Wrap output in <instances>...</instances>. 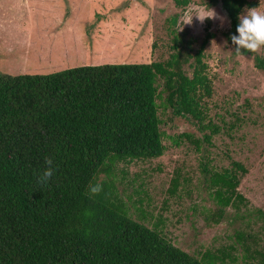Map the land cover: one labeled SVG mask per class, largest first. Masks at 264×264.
<instances>
[{
  "label": "trees",
  "instance_id": "trees-1",
  "mask_svg": "<svg viewBox=\"0 0 264 264\" xmlns=\"http://www.w3.org/2000/svg\"><path fill=\"white\" fill-rule=\"evenodd\" d=\"M173 1L181 8L169 18L166 56L48 73L0 71V264H264V210L240 190L251 173L242 147L258 146L251 135L264 128V116L209 68L216 38L210 19L197 41L188 28L172 27L189 3ZM259 2L264 7V0L206 1L225 12L222 36L233 55L238 17ZM239 55L251 56L264 74V50ZM215 85L225 90L221 100L213 99ZM178 118L193 129L169 133ZM191 151L197 162L188 169ZM164 155L180 159L161 208L198 172L196 191L202 184L213 206L196 216L208 227L226 218L232 231L216 232L194 254L167 238L161 215L150 226L142 222L152 215L142 208L149 201L141 197L144 176L162 170L156 162ZM46 157L54 174L45 186L38 180ZM97 183L103 190L90 196Z\"/></svg>",
  "mask_w": 264,
  "mask_h": 264
},
{
  "label": "rangeland",
  "instance_id": "rangeland-1",
  "mask_svg": "<svg viewBox=\"0 0 264 264\" xmlns=\"http://www.w3.org/2000/svg\"><path fill=\"white\" fill-rule=\"evenodd\" d=\"M151 1L0 0V71L12 75L48 73L76 65L148 62L157 54L166 56L170 52L168 44L171 34L166 30L169 18L172 12L179 13L181 7L177 8L173 0ZM203 3L204 0H189L186 8ZM209 7L215 9L223 22L220 18L210 19V30L216 34V38L212 44L213 58L210 61L207 58L204 60L209 61V68L217 72L219 80L229 86L230 94L237 91L240 102L247 97L252 99V107L256 108L254 110H259L264 116V74L255 70L251 56L233 55L232 47L225 46L222 36L227 26L225 12L218 5ZM183 14L177 17L172 27L182 29ZM205 24V21L201 23L194 16L193 23L184 25L183 28H188L186 35L199 41L205 33ZM153 42H157V45L150 53ZM261 50H264V46L259 51ZM187 66L185 68L188 72L190 68ZM215 88L213 99L221 100L226 94L225 90L221 85H215ZM175 123V129L167 128L169 133L193 129L180 118ZM251 137L254 145L258 146L250 148V152H246L248 143L242 147L244 153L240 158L251 166V173L243 179L240 190L264 210V154L260 152V149H264V128ZM247 140L249 142V137ZM194 155L192 151L189 152L185 163L187 168L189 161H193L195 166L194 162L197 161ZM175 157L170 155L169 159L162 156L156 162L162 170L144 176L147 184L141 197H149V201L142 204V208L152 215L145 217L142 222L150 226L161 215L164 223L162 231L167 238L194 254L202 245L209 243L216 232L232 231L226 218L219 224L208 227L203 223L202 215L196 216L205 208L213 206L202 184L199 191H196L200 180L198 172L188 176L191 180L185 188H181L179 198L174 196L168 199L165 207L161 208L165 196L162 189L171 175L173 161L179 163L180 158ZM129 170L134 172L136 167L132 165Z\"/></svg>",
  "mask_w": 264,
  "mask_h": 264
},
{
  "label": "clouds",
  "instance_id": "clouds-1",
  "mask_svg": "<svg viewBox=\"0 0 264 264\" xmlns=\"http://www.w3.org/2000/svg\"><path fill=\"white\" fill-rule=\"evenodd\" d=\"M194 16L201 23L206 19L217 18H220L223 22V18L218 17L215 9L210 8L206 0H204L202 5L193 4L186 8L181 18L182 28L184 25H191ZM238 19L239 23L236 28L238 34L230 36L232 44L235 45V51L238 54L245 51L249 53L258 52L264 46V7H261L259 2L257 7L246 8ZM226 43L227 41H225ZM45 163L48 167L40 174L38 183L46 186L54 174V168L50 157L45 158ZM102 190V185L99 183L89 185L90 196L98 195Z\"/></svg>",
  "mask_w": 264,
  "mask_h": 264
}]
</instances>
